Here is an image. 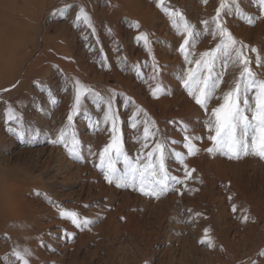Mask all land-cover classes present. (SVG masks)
<instances>
[{
  "label": "rangeland",
  "instance_id": "obj_1",
  "mask_svg": "<svg viewBox=\"0 0 264 264\" xmlns=\"http://www.w3.org/2000/svg\"><path fill=\"white\" fill-rule=\"evenodd\" d=\"M220 2L164 0V7L201 32L203 21L213 27ZM228 3L226 27L248 46L252 70L264 79L250 51L257 49L264 61V12L258 0ZM80 6L94 32L76 21ZM141 34L148 45L137 40ZM182 40L157 0H0V264H20L13 252L25 248L29 264H264V159L206 151L212 144L205 123L222 101L211 100L205 112L189 95L181 77L196 65L179 52ZM218 42L210 34L199 38L191 59ZM216 72H224L220 96L239 69L229 64L225 70L217 60ZM77 80L91 91L70 123ZM157 86L164 91L153 96ZM108 99L128 157L144 163L156 141H169L168 172L184 179L172 150L183 152L195 170L184 185L157 199L105 179L99 154L112 140L111 124L103 122ZM8 104L20 124L6 120ZM145 119L158 129L147 148ZM185 127L188 135L204 137L197 155L183 147ZM61 131L67 148L50 142ZM73 134L83 159L69 154ZM116 167L124 170L123 158ZM62 211L89 223L77 227Z\"/></svg>",
  "mask_w": 264,
  "mask_h": 264
},
{
  "label": "snow or ice",
  "instance_id": "obj_2",
  "mask_svg": "<svg viewBox=\"0 0 264 264\" xmlns=\"http://www.w3.org/2000/svg\"><path fill=\"white\" fill-rule=\"evenodd\" d=\"M157 5L169 16L172 25L177 30V34L183 37L179 52L184 60L189 65L193 63L196 65V71L189 67L186 76L181 77L189 95L205 112H208V104L211 100L218 99L222 101L211 110V114L205 123L208 133L206 138L212 144L206 151L210 154L219 153L228 159H240L248 155H255L264 159V79H258L256 73L252 70L253 59L246 51L248 46L237 41L226 27V21L223 19L222 14L231 11L228 0H221L216 15L211 21L213 27L209 28V21H203L204 31L201 32L195 31L194 26L187 22L182 13L164 7V0H157ZM258 5L261 11L264 12V0H258ZM68 7L71 6H66L65 9L61 10V13H65ZM237 11H239L238 8ZM76 21L78 23L83 22L93 32L95 31L91 17L83 6H80ZM247 22L249 24L254 23L250 17L247 18ZM135 27L138 28L139 25L136 24ZM209 34L214 39L219 38L218 44L213 50L202 53L200 59L193 61L191 57L194 54L192 51L194 44L199 38ZM137 40L143 41L145 45L149 43L147 34H141L137 37ZM250 51L256 53L255 64L264 67V61H262L258 50L251 48ZM217 60L222 62V68L225 70L229 64L239 69L238 77L231 82L228 90L220 96H217L216 93L221 84L224 83V72H216ZM153 68L155 71V64ZM75 87L73 113L68 116L70 123L73 120V114L79 112L82 97L91 91L81 85L78 80L75 81ZM163 91L161 87L157 86L153 91V96H157L158 93ZM95 95L98 100H103L98 94ZM105 103L107 111L103 122L105 124L110 122L112 140L99 154V159L100 167L109 183L115 182L116 186L120 188L132 187L145 196L158 199L166 192L176 190V184L184 185L185 181L191 178L192 172L195 170L188 168L185 163L187 157L183 152L172 150L175 160L183 165L184 179L172 176L168 172L166 160L169 155L167 148L169 141L164 139L156 141L151 151L144 155L146 162L142 163L139 156L135 161H132L123 148L122 135L117 127V113L112 107V100L108 99ZM5 116L9 122L16 121L17 124L22 122V117L16 113L11 104H8L5 109ZM142 123L144 128L141 143L144 148H147L149 146L147 141L149 139L155 140L158 129L150 127L153 122L147 119ZM96 126H99V122ZM132 127H137L135 120ZM12 130L9 129V131ZM183 131L186 133L183 147L187 149V155H197L200 149L197 147L196 142L202 141L204 137L188 135L190 129L187 127ZM16 134L23 139V131ZM50 142L53 144L60 143L66 148L68 147L63 131H61L58 139ZM170 143H176V141H170ZM78 148L79 141L75 139V134H73V147L69 148V154L76 159H83ZM121 158H123L124 163L123 171L116 167V162ZM235 210L234 206L233 211ZM60 215L61 217L71 218L72 223L76 224L77 227H80L81 223L85 225L89 223L88 220L79 221L76 212L62 211ZM244 219L246 221L247 217H244ZM13 255L20 261V264H29L30 251L28 249L25 248L23 251L14 250Z\"/></svg>",
  "mask_w": 264,
  "mask_h": 264
},
{
  "label": "bare ground",
  "instance_id": "obj_3",
  "mask_svg": "<svg viewBox=\"0 0 264 264\" xmlns=\"http://www.w3.org/2000/svg\"><path fill=\"white\" fill-rule=\"evenodd\" d=\"M5 209V208H4ZM3 210V209H2ZM15 219V218H14ZM16 221V220H15ZM19 230H21V229H19ZM22 231H24V229L22 230ZM25 232V231H24ZM16 233V232H15ZM21 233V232H20ZM23 233V232H22ZM22 233H21V235H22ZM17 234V233H16ZM23 234H25V233H23ZM19 235V234H18ZM18 237V236H17ZM24 236H22V238H23ZM20 238V237H19ZM22 240V239H21ZM31 259H32V256H31ZM33 260V259H32ZM35 263V262H34ZM36 264H38V263H36Z\"/></svg>",
  "mask_w": 264,
  "mask_h": 264
}]
</instances>
